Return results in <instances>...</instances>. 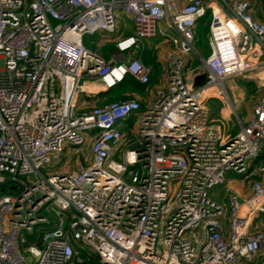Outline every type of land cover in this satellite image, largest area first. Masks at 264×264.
I'll return each mask as SVG.
<instances>
[{
    "label": "built area",
    "instance_id": "2783aa9c",
    "mask_svg": "<svg viewBox=\"0 0 264 264\" xmlns=\"http://www.w3.org/2000/svg\"><path fill=\"white\" fill-rule=\"evenodd\" d=\"M208 13L203 58L196 29ZM123 16L131 36L120 35ZM98 33L114 46L110 61L84 45ZM158 34L171 47L166 84L137 131L121 129L141 110L135 97L82 110L87 83L104 93L128 77L149 85L141 53ZM250 72H264V22L248 0H0V264H254L264 166L248 197L209 198L229 172L249 176L263 153L264 94L245 125L224 87ZM211 99L229 107L233 127L213 116ZM70 147L87 148L74 171ZM64 154L62 172L41 174ZM43 211L59 219L27 246L23 232L49 225Z\"/></svg>",
    "mask_w": 264,
    "mask_h": 264
},
{
    "label": "rangeland",
    "instance_id": "374dc122",
    "mask_svg": "<svg viewBox=\"0 0 264 264\" xmlns=\"http://www.w3.org/2000/svg\"><path fill=\"white\" fill-rule=\"evenodd\" d=\"M207 20L211 21L210 13H208V15L203 20H201L202 22L200 21L199 23L200 24L204 23V21H207ZM166 23H168V20L163 21L160 24V26L165 28ZM122 26L124 27V24H123V21L120 20L118 23L119 31H120V27ZM161 39L162 37L160 36V34H158V36L155 39L145 41L144 42L145 52L146 53L151 52L153 49V46L155 47L156 44L159 43ZM101 41H102L101 34L99 33L96 34L94 37L86 36L83 39L84 45L89 50H92L98 53L105 51V47L100 43ZM199 46L200 44H198L196 40L195 48L198 52H199ZM201 64H202L201 62H196V64L193 67H191V69L197 68ZM189 71H190L189 68L184 71L183 73L184 77H186ZM260 78H262V76L260 75L259 72H250V73H247L246 76L244 77H237L235 79L233 78V79L227 80L224 83V87L227 90L231 98L232 104L245 125L247 124L249 120L250 113H252L255 104L260 99V97L264 94V82L262 81V79L260 80ZM106 96L109 99H114V98L117 99L122 96V93L118 92L117 89H115L113 90L112 93H109ZM83 98L84 97H81L80 104L83 102ZM217 103L218 101L216 99H211V100H208L207 105L211 107V109H214L217 106ZM95 133L96 131L91 132L89 135L94 136ZM70 148H71V157L69 158L70 160L69 168L71 169V171H74L76 158L81 153L86 151L87 148H84V147H81V148L70 147ZM115 160L118 161L117 158H115ZM67 161H68V158L66 157L65 154L59 160L52 159L51 163L49 165H46L41 170V174L45 177H48L51 174L60 173L66 167ZM259 174H260V171H259ZM248 175L250 176V178L252 177L256 178V176H251V174H248ZM246 177L247 176L229 172L226 175V180L224 184L217 186L213 188L212 190H210L209 198L213 201L223 202L225 198L227 197L229 191L232 190L231 188H234V187L236 188L241 183L245 182ZM33 179L35 181L37 180L36 178H33ZM126 182L130 183V181L128 180H126ZM41 215L46 217L49 220V225L48 224L38 225L34 228L33 232H28V231L23 232V235L28 242L27 246L33 245L36 243L40 246V242H42V239L44 235L46 234V232L50 230V228L53 226L54 221L59 219L58 215H55V214L50 215L46 211H43ZM256 222L258 225L261 224L260 228L261 230H263L264 229L263 227L264 215H259ZM24 255L26 256L28 260L31 259V255L28 252H24ZM258 258L254 262V264H264V256L259 259ZM35 260L36 259H33V261ZM94 263H95V260H92L91 264H94Z\"/></svg>",
    "mask_w": 264,
    "mask_h": 264
},
{
    "label": "crops",
    "instance_id": "0c3cea01",
    "mask_svg": "<svg viewBox=\"0 0 264 264\" xmlns=\"http://www.w3.org/2000/svg\"><path fill=\"white\" fill-rule=\"evenodd\" d=\"M248 1L251 4V9L254 13L255 18L257 20L263 22L264 0H248ZM120 20L123 21V24H124V27L123 26L120 27V35L126 36V34L129 32L133 33V27H132L131 21L124 16L121 17ZM199 24L200 23H198V25ZM169 26L170 25H169V21H168V23L165 24V28L164 27H161V28L164 31L170 32L172 35H175V33L172 30H170ZM208 37H209V32H208ZM162 43L164 44L163 39H161L160 42L157 43L155 47L153 46V49L150 52L153 54V57L156 59V62L159 64V68H155L154 66H149L153 71L150 84L147 86L141 85L142 89L138 92H132V91H125V93L122 92L123 93L122 97H124V99L135 97L138 99V101L140 102V105H141L140 112L133 117L132 121L129 122L130 125H128V126L130 127L131 131H134V130L137 131V128L140 124L139 123L140 117L146 112V110H148V108L151 104V101L156 96V93L158 92V90L165 87L166 79H165V60L164 59H165L166 53L168 51H170L171 47L169 44H164L163 49H159L157 46L162 45ZM106 46H105V51L101 52V53H102V56L105 60L110 61L111 56H112V52L114 50V46L113 45H106ZM260 75L263 78L264 72H261ZM120 87H118L116 89H119ZM86 89H87L88 95H81L79 98V104H80L81 97H84L83 102L80 104L82 110H84V111L92 109L94 107L103 106V105H106L108 103L113 102V101H110V99L106 96L109 93H112V91H110L108 93H104L102 91V88L100 87V85L97 84L96 82L87 83ZM217 101H218L217 106L214 109H211V107L208 106L210 108L213 116L216 118H221L227 124V126L233 127L234 126V117H233L231 111L229 110V107L223 106V104L219 100H217ZM122 126H124V124H122L121 127ZM124 129H125V127L122 128V130H124ZM259 171H260V168L257 169V171L250 170L249 174H251V176H256V178H253V177L250 178V176H247L245 178V182L241 183L236 188L235 187L231 188L232 190H230V191L236 192L241 197H244V198L248 197L249 196L250 183L252 181H254L253 179H255L257 181L262 180V176L259 174ZM228 196H229V193L223 202H218V201H215V202H217L219 204H226ZM261 215H264V214H261ZM256 221H257V219H255L254 224L251 227V233H255V232L259 231V229L261 230V228H260L261 224L258 225ZM263 227H264V224H263ZM263 256H264V250L261 251L259 258H261Z\"/></svg>",
    "mask_w": 264,
    "mask_h": 264
},
{
    "label": "trees",
    "instance_id": "16d2710c",
    "mask_svg": "<svg viewBox=\"0 0 264 264\" xmlns=\"http://www.w3.org/2000/svg\"><path fill=\"white\" fill-rule=\"evenodd\" d=\"M263 22H264V18H263ZM210 23H211L210 20L204 21V23L199 24L197 26V29H196V40H197V43L200 44L199 53L201 54V56L203 58H208L211 54L209 37H208ZM132 34L133 33L129 32L126 34V36H131ZM141 58H142L141 60H142L144 65H146L148 67L154 66L155 68H159V64L156 62V59L153 57L152 53H150V52L146 53L144 50L141 53ZM141 89H142L141 85L134 78L128 77L126 79V81L121 85V87L119 89H117V91L120 93H122V92L125 93V91L138 92ZM112 92H113V90H112ZM122 95H123V93H122ZM121 97H119L117 99L116 98L110 99V101L115 102V101L124 100V97H122V98ZM132 120H133V117L131 119H129L126 123H124V126H122L121 129L123 127H125L124 131L130 133L131 129L128 125H130L129 122ZM263 166H264V149H263V153L260 155V157L252 163L250 170H257Z\"/></svg>",
    "mask_w": 264,
    "mask_h": 264
},
{
    "label": "water",
    "instance_id": "95a60500",
    "mask_svg": "<svg viewBox=\"0 0 264 264\" xmlns=\"http://www.w3.org/2000/svg\"><path fill=\"white\" fill-rule=\"evenodd\" d=\"M207 82V76L202 74L194 79V86L200 87L201 85L205 84Z\"/></svg>",
    "mask_w": 264,
    "mask_h": 264
}]
</instances>
